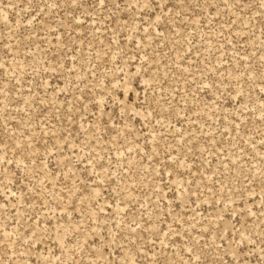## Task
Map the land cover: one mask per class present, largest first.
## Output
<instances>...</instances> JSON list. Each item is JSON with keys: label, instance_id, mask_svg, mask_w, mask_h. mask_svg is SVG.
Masks as SVG:
<instances>
[{"label": "rangeland", "instance_id": "1", "mask_svg": "<svg viewBox=\"0 0 264 264\" xmlns=\"http://www.w3.org/2000/svg\"><path fill=\"white\" fill-rule=\"evenodd\" d=\"M0 264H264V0H0Z\"/></svg>", "mask_w": 264, "mask_h": 264}]
</instances>
